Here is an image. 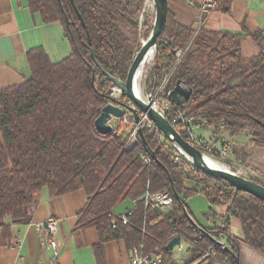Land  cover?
Wrapping results in <instances>:
<instances>
[{"label":"trees","instance_id":"16d2710c","mask_svg":"<svg viewBox=\"0 0 264 264\" xmlns=\"http://www.w3.org/2000/svg\"><path fill=\"white\" fill-rule=\"evenodd\" d=\"M144 2L27 0L30 12L39 14L44 24L62 25L72 52L53 64L41 48L29 51V80L0 89V228L8 238L11 226L26 223L27 210L36 206L35 197L43 189L51 198L83 191L87 203L77 216L76 230L96 229L98 261L104 244L121 240L128 250L142 246L145 255L158 254L160 264H176L167 249L174 238L188 243L190 260L185 264H241L232 257L239 255L241 243L264 255L263 202L196 169L181 171L171 160L173 149L153 134L143 132L147 147L140 143L128 148L119 128L104 136L95 129L108 103L111 79L126 80L140 48L137 31ZM216 9L230 15L232 0H217ZM247 36L261 47L263 32ZM241 43L242 34L186 28L168 10L150 78L159 86L162 73L157 67L171 71L174 50L184 51L166 91L180 82L191 95L183 106L172 104V111L203 120L200 128L244 135L247 147L264 149V51L244 58ZM246 149L234 154L245 161ZM147 155L149 164L143 160ZM156 192L171 195L169 209L144 208L142 197ZM195 195L205 198L212 217L213 207L227 208L220 226L189 221L188 201ZM127 201L137 203L124 226L114 209ZM232 218L239 223L240 238L231 232ZM220 235L227 238L226 250L212 241ZM210 249L215 255L202 260Z\"/></svg>","mask_w":264,"mask_h":264},{"label":"crops","instance_id":"0c3cea01","mask_svg":"<svg viewBox=\"0 0 264 264\" xmlns=\"http://www.w3.org/2000/svg\"><path fill=\"white\" fill-rule=\"evenodd\" d=\"M202 1L168 0V10L180 25L192 30L203 27L210 32L242 34L241 48L244 58L256 56L260 49L264 51V39L260 47L247 36L249 33L260 31L264 33V18H262L264 0H232L230 15L220 12L215 7L201 24ZM37 48H41L53 64L68 58L72 52L69 42L64 37L61 24H44L39 14L30 12L27 0H0V89L19 86L29 80L27 54ZM194 132L204 138L217 139L224 133L227 134V138H235L223 130L215 133L211 128H196ZM232 142L239 143L233 140ZM253 150L252 155H255L264 149ZM35 201L36 206H31L27 210V222L11 226L8 238L0 228V264H129L130 250L123 241L104 244L103 258L98 261L94 253V248L99 243L96 229L87 227L76 230L77 216L87 203L83 191L51 198L48 190L43 189L35 197ZM130 203L132 208L127 209L126 212L135 206L133 202ZM215 212L221 214V219L227 215V208L213 207V213ZM49 218L58 220L56 239L59 244V257L55 263L52 262L49 252L42 247V235L35 228L37 224H42ZM221 220L213 222V219L211 227L220 226ZM230 223L231 232L236 236L232 228L234 225L232 219ZM242 245L241 243L239 260L241 250L243 251L244 248H241ZM187 252L188 256L183 260L180 259L181 264L190 260L189 249ZM172 254H174L173 250ZM255 257H258L256 261L264 264V255ZM245 264L252 263L245 261Z\"/></svg>","mask_w":264,"mask_h":264},{"label":"built area","instance_id":"2783aa9c","mask_svg":"<svg viewBox=\"0 0 264 264\" xmlns=\"http://www.w3.org/2000/svg\"><path fill=\"white\" fill-rule=\"evenodd\" d=\"M216 5L217 0L202 1L200 6V12L202 15L200 22L201 24L205 22L207 15L213 9H215ZM174 53L176 58L174 67L169 72H165L162 65L157 67V70L162 73L161 83L158 86L155 85L154 81L152 82V80L149 82L148 88H144V101L147 104H150L154 110L166 118L169 121L171 127L176 130L180 136L185 137L184 140L186 142L200 150L202 153H214L216 155H220L221 157L227 155L228 148L226 147L225 143H219L218 140H208L195 134L194 129L200 128L205 124L203 120L197 117H188L180 111H172V104L168 100L169 92L166 91V85L169 82L175 67L180 62L184 51L175 49ZM154 57L155 56H153L152 59L147 63L148 65L151 63V67H149V69L155 67ZM106 95L108 97L107 104H111L124 112V115L121 118L112 117V119L108 121L107 124L110 125L112 129H114L115 123L118 122L129 127V131L125 133L126 147L131 148L136 146L137 143H141V133L146 131L148 134H153L160 143H167L173 149L171 153V160L173 164L176 165L181 171L190 172L195 169L189 157H187L176 145L171 144L165 138L162 132L156 127V125L148 118V116L125 97L123 90L118 84L111 82L110 86L107 88ZM218 143L220 146L217 149ZM143 160L145 164L150 163V157L148 155L146 158H143ZM142 200L144 203V208L150 212L167 210L172 206L171 200L168 197V193L166 192H156L153 194L146 193L142 197ZM133 203L135 205L137 201H133ZM131 214L132 211L129 210L125 212V214L120 215L121 223L124 226L128 224ZM186 214L189 221L196 222L191 215L188 213ZM156 222L157 221L154 223ZM114 225L115 224L113 222V226ZM35 228L42 235V247L49 252L52 262L55 263L59 257V244L56 239L58 220L55 218H49L44 223L37 224ZM199 230L200 227L198 226V231ZM213 239H216V244H227V238L224 235L213 236ZM179 240V245H176L174 248H176L175 250L177 253H182L185 248L182 245L183 240L180 238ZM195 243L196 242L194 241L193 244ZM214 255V250L210 249L202 258V260L208 256L213 257ZM160 261H162V259L158 254L145 255L143 253L142 246L135 247L130 250L129 264H160Z\"/></svg>","mask_w":264,"mask_h":264},{"label":"water","instance_id":"95a60500","mask_svg":"<svg viewBox=\"0 0 264 264\" xmlns=\"http://www.w3.org/2000/svg\"><path fill=\"white\" fill-rule=\"evenodd\" d=\"M152 2L155 11V18L149 36L144 42H142L139 50L137 51L128 70L126 80L121 81L118 79H111V81L121 87L125 97L148 116V118L156 125V127L171 144L176 145L187 157H189L193 167L197 171L211 177L222 179L236 191L247 193L264 203L263 186L229 170L210 168L205 160V157H208L207 155L186 142L184 138H182V136H180L178 132L171 127L166 118L154 110L150 104H147L144 100L139 99L135 95L134 85L137 80V73L144 64L149 51L153 50L155 54L157 39L165 30L167 23L168 0H152ZM134 23L137 24L136 22ZM90 53L91 57L94 59L92 50H90ZM190 95L191 91L185 88L180 82H177L174 89L169 92L168 100L171 104L183 106L188 102ZM123 115L124 112L121 109L111 104L104 106L99 117L94 122L95 129L98 134L104 136L111 133L113 129L107 124V122L110 121L112 117L121 118ZM141 143L143 147H147L143 133H141ZM148 153L153 159H155V155L152 151L148 150ZM179 243V238H174L169 242L167 249L172 251L176 245H179ZM232 257L236 263L240 262L239 255H232Z\"/></svg>","mask_w":264,"mask_h":264},{"label":"rangeland","instance_id":"374dc122","mask_svg":"<svg viewBox=\"0 0 264 264\" xmlns=\"http://www.w3.org/2000/svg\"><path fill=\"white\" fill-rule=\"evenodd\" d=\"M154 18H155V11H154L153 2H152V0H145L142 15L139 16V21H138L139 25H138L137 34H138V43L140 46L142 44V41L146 40V38L149 36V34L152 30V25L154 23ZM262 18H264V16ZM146 25H148V27H146ZM154 59H155V57H154ZM150 65H151V63L149 65L148 64L145 65L143 68V71H142L143 74H141L142 77L140 78V89H141L142 97L145 93L144 88L145 89L148 88L149 83H148V85H146L147 82L149 80L151 81V78H150L151 69H149V67H151ZM148 69H149V71H148ZM115 128H119L121 130V132H123V133H126L129 131L128 126H125L119 122L115 123ZM219 137H220V139H218ZM218 138L217 139L216 138H212V139L206 138V139L218 140L219 143H221V142H223V144L225 143L226 147L228 148V154L225 156H222V157L220 155H218L217 156L218 159H217V157L216 158L211 157V156H213L214 153H212V154H205L204 153V154L209 156L210 158L222 163L223 165L228 167V169L231 172H234L235 174H237L241 177H244V178L249 179L251 181H255V182L259 183L260 185L264 186V150H260L255 155H252L254 150L246 146L247 140H246L244 135L235 136V138H233V139H230V137H228L231 141L227 138L226 133L222 134L221 136H218ZM232 140L239 142V143H234V142H232ZM219 143L217 145V149L220 146ZM244 147H245V149L247 148L246 151H244V153L246 155H247V153L249 154L248 157L249 158L251 157L250 160L248 158L247 160L243 161L242 160L243 156L237 157L234 154V152L239 151L240 148H244ZM130 208H132V203L127 201V202H124V203L118 205L114 209V213H115V215H123V214H125L126 210L130 209ZM215 208H222V207H215ZM187 210L191 213V216L196 221L195 222L196 224L199 223L200 225H203L204 227H207V228H210L213 222H219L221 220L220 219L221 214L219 212H215L213 217H212V215L209 214L208 203L202 195H195L194 197H192L188 201ZM213 219H214V221L212 222ZM232 224H234L232 228H233V232L236 235V237L241 236L240 227H239V225L236 226V224H239L238 221H236L235 219L232 218ZM182 245L185 248L184 253L177 254V252L175 250L176 248H174V250H173V252H174V254H173L174 259L173 260L176 262V264L177 263L181 264L180 259L183 260L184 257L188 256V254H187L188 253L187 251L189 248L188 243H186L183 240ZM242 247H244V248H243V251L241 250V259H240L241 264L243 262L245 264V261H250L252 264H260V261H256V259L258 257H255L257 255H260L259 253L251 250L249 247H247L244 244L241 246V248Z\"/></svg>","mask_w":264,"mask_h":264},{"label":"bare ground","instance_id":"6f19581e","mask_svg":"<svg viewBox=\"0 0 264 264\" xmlns=\"http://www.w3.org/2000/svg\"><path fill=\"white\" fill-rule=\"evenodd\" d=\"M144 41H142V42H144ZM153 56H154V52H153V50H150L149 53H148V55H147V57H146V59H145L144 64L142 65V67L139 69V71L137 73V80H136L135 85H134V93L141 100H144L143 97H142V94H141V89H140V78H141V74H142V71H143L144 66L152 59ZM139 144L140 143H137V145H139ZM205 160H206L207 165L210 168L229 170L228 167H226L222 163H220V162H218V161L210 158L209 156L208 157H205ZM168 197L170 198L171 203H172V197H171V195L169 193H168ZM191 222L196 225V223L194 221H191ZM212 241L216 244V239H213L212 238ZM216 245H218V247H219L220 250H226L227 249L226 243H217Z\"/></svg>","mask_w":264,"mask_h":264}]
</instances>
